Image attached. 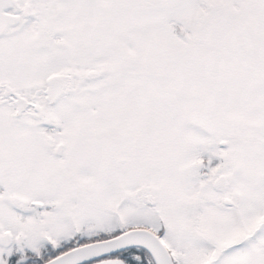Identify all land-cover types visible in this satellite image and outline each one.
<instances>
[{"label":"snow or ice","instance_id":"1","mask_svg":"<svg viewBox=\"0 0 264 264\" xmlns=\"http://www.w3.org/2000/svg\"><path fill=\"white\" fill-rule=\"evenodd\" d=\"M0 264H264V0H0Z\"/></svg>","mask_w":264,"mask_h":264}]
</instances>
